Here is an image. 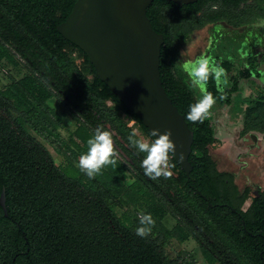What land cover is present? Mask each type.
Wrapping results in <instances>:
<instances>
[{"label": "trees", "instance_id": "16d2710c", "mask_svg": "<svg viewBox=\"0 0 264 264\" xmlns=\"http://www.w3.org/2000/svg\"><path fill=\"white\" fill-rule=\"evenodd\" d=\"M25 14L33 27L24 26ZM146 14L153 29L163 35L162 86L185 118L195 98L185 83L186 75L173 66L185 37L210 23L231 28L254 24L264 19V0H196L182 6L153 0ZM6 19L12 43L27 47L20 55L35 67L0 90V192L4 187L7 210L5 216L0 206V264H193L165 255L164 243L175 230L182 239L190 234L200 243L206 264H264V192L253 197L245 211L239 209L247 192L239 194L232 184L233 175L216 168L207 149L215 140L209 118L202 123L185 118L193 131L188 180L173 158L176 175L151 180L140 167L143 154L129 146L127 137L132 130L121 114L133 119L149 137L147 128L96 76L83 51L62 37L55 25L40 23L35 1L22 6L11 2ZM67 46L82 56V68L68 58L62 49ZM2 58L12 65L18 63L0 46ZM24 63L29 62L24 59ZM258 63H264V44ZM247 65L239 71L241 78L248 79L256 70L255 60L249 59ZM221 66L230 70L231 63L223 61ZM239 89L237 80L223 91L217 90L212 79L207 85L216 101L227 105ZM54 95L82 119L70 140L73 147L67 146L68 162L63 166L54 163L39 139L59 151L51 135L53 111L47 104ZM91 119L107 124L120 137L132 162L131 184L124 183L128 167L119 160L95 179L76 166L93 133L85 125ZM250 132L264 133V90L243 110L240 134ZM218 202L230 205L219 206ZM124 204L136 208L133 217L130 212L116 214L115 206ZM141 210L156 221L146 238L135 235ZM168 214L176 220L173 231L161 225Z\"/></svg>", "mask_w": 264, "mask_h": 264}, {"label": "rangeland", "instance_id": "374dc122", "mask_svg": "<svg viewBox=\"0 0 264 264\" xmlns=\"http://www.w3.org/2000/svg\"><path fill=\"white\" fill-rule=\"evenodd\" d=\"M222 34L224 36H221ZM251 34H257V39L260 42L256 43L252 48L253 55L257 57V60H255L256 70H252L248 79L241 78L239 70L245 64L237 60H227L230 61L231 68L230 70H226L227 80L222 83L221 91L229 88L233 80H237L240 89L238 93L233 94L234 97L231 104H221L216 101L211 109V115L208 118L214 130L215 140L207 146V149L219 171L233 174L232 183L239 190H243L244 188L251 189L253 184H259L260 189L264 192V133L255 132L256 141H254V136L251 139L249 134H240L244 108L264 90V63H258V54L263 47L261 45L264 44V19L242 28H231L218 22L206 24L201 29L194 30L183 40L182 47L178 51L173 66L182 71L181 63L184 60L195 59L202 54L210 56L213 61L221 65L227 57H231V50H237L240 46L239 43H245L246 36H250ZM235 35L242 37V41L236 42L234 38H231ZM228 38L230 39L228 40ZM73 53H75L71 55L73 62L82 68V56L77 51H73ZM14 56L18 61L15 65L4 59L0 61V90L11 81L18 80L29 73L24 59L19 54H14ZM85 74L88 79L91 78L89 73ZM185 83L196 99L198 92L190 86L187 76ZM47 104L53 111L54 122L51 135L57 143L59 151H56L49 142L41 138L39 139L51 153L54 163L63 166L68 162L67 146L73 147L70 144V140L77 125L82 123V119L73 110L66 107L58 97L50 98ZM107 104L110 105L111 102L108 101ZM121 119L131 130L138 129L140 135L151 139L129 116L121 114ZM85 125L93 132L98 125H103L105 130L112 132L115 148L119 152L118 160L128 167V170L124 172L123 181L127 185L131 184L134 181L131 172L132 162L127 153L122 149L121 144L123 143L118 134L110 129L107 124H100L95 119L89 120ZM29 131L34 134L31 129ZM172 173L176 175V172L172 171ZM247 203L248 200L242 206L243 209L247 207ZM114 209L118 216L123 212H130L133 217V211L136 208L133 205L127 206L124 204L115 206ZM175 223L176 220L169 214L161 221V225L171 231L174 230ZM179 233L175 230L173 235L164 243V252L167 258L178 259V262L186 261L193 264H206L201 254L200 243L190 234H187L186 239H182Z\"/></svg>", "mask_w": 264, "mask_h": 264}, {"label": "water", "instance_id": "95a60500", "mask_svg": "<svg viewBox=\"0 0 264 264\" xmlns=\"http://www.w3.org/2000/svg\"><path fill=\"white\" fill-rule=\"evenodd\" d=\"M152 1L74 0L56 30L83 51L96 76L141 120L148 132L171 130L170 139L176 145L172 158L188 180L193 131L162 86L159 66L163 35L153 29L146 14ZM166 1L182 6L196 0ZM252 136L256 141V135ZM180 153L184 156L182 161ZM0 206L7 216L4 187Z\"/></svg>", "mask_w": 264, "mask_h": 264}, {"label": "clouds", "instance_id": "9594fccd", "mask_svg": "<svg viewBox=\"0 0 264 264\" xmlns=\"http://www.w3.org/2000/svg\"><path fill=\"white\" fill-rule=\"evenodd\" d=\"M181 67L190 86L198 92L195 101L189 105L185 118L193 123H202L211 115V109L216 103V97L207 90L208 82L212 79L217 90H221L222 83L227 80L226 69L204 54L195 59L184 60ZM148 135L152 139L145 138L139 134L138 129H133L127 137L129 146L134 148L137 154H143L140 167L146 177L151 180L170 179L173 175L172 169L176 166L171 162L176 152V145L170 139L172 132L168 129L163 132L152 129ZM118 159L119 152L115 148L112 132L105 130L103 125H98L87 139L86 150L79 155L76 166L89 179H95L103 174V169L107 166L117 165ZM183 159V153H180L179 160ZM137 216L135 235L146 238L152 233L156 221L151 213L143 210L138 212Z\"/></svg>", "mask_w": 264, "mask_h": 264}, {"label": "flooded vegetation", "instance_id": "af4514ba", "mask_svg": "<svg viewBox=\"0 0 264 264\" xmlns=\"http://www.w3.org/2000/svg\"><path fill=\"white\" fill-rule=\"evenodd\" d=\"M34 1H35V5L37 7V10L41 14V22L40 23H44V25L46 27H51L52 25H55V28H56V25L58 23L62 22L66 18V16L70 12L72 4L74 2V0H34ZM34 1L33 0H0V46L3 48V50L5 52H7L8 55L11 53L13 55L14 54H19V55L24 54V52H26L25 49H27V47L26 48L25 47H18L17 45L12 43V34L10 31L11 27H10L9 21L6 19V12L8 11L11 2L12 3L14 2L18 6H22L26 3L29 4V2L33 3ZM22 18H23L22 22H23L24 26L27 25L29 27H33V25L30 23L31 21L28 19L27 14L22 16ZM251 35H253V36H251ZM251 35L246 36L245 43H243V44L239 43L240 46L237 48V50H234V51L231 50V54H230L231 57H227V59L225 61L231 59V60H235V61L237 60L238 62H243L245 64V66H243L241 69H244V68H248L247 62L249 61V59L257 60V57L253 55L254 53H253L252 48L254 45H256V43H260V42L257 39L258 38L257 34H255V35L251 34ZM221 36H224V35L222 34ZM231 38H234L236 40V42H239L240 40L242 41V39H241L242 37H240L239 35H235L234 37H231ZM24 39L27 40L28 38L25 37ZM229 39L230 38H228V40ZM26 43L28 44V41H26ZM261 46H263V44ZM62 49L65 52H67L68 58L70 60H73L71 55L75 54V53H73V51H75V50H70L69 46H67L65 48L63 47ZM7 58H2V59H0V61L3 59L9 61ZM14 58L16 59L15 56H14ZM23 59H25V61L28 60V62H29L26 66V69L28 71H29V69L35 67V64L33 63V61L29 60L27 56H23ZM0 64H1V62H0ZM52 84H53V82H52ZM59 91H60L59 93H61V90H59ZM53 98H57V95H54ZM65 98H68V96L65 95ZM248 134H249V137L252 139L251 135L255 134V132H250ZM230 174H232V173H230ZM244 191L247 192V196H246L245 200L243 201V203L241 204V206L239 207V209L242 211H245L250 206L253 197L258 196L260 193L263 192L260 189L259 184H253L251 186V189L244 188L243 190H239V194H242ZM203 198L207 199V198H205V196ZM246 200H248L247 207L245 209H243L242 206L245 204ZM216 204L219 206L222 205L224 207H227L230 205L228 202H218ZM238 214H239V212H238Z\"/></svg>", "mask_w": 264, "mask_h": 264}]
</instances>
